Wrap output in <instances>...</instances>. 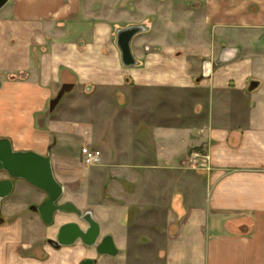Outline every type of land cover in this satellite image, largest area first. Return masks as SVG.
I'll use <instances>...</instances> for the list:
<instances>
[{"label": "crops", "instance_id": "obj_1", "mask_svg": "<svg viewBox=\"0 0 264 264\" xmlns=\"http://www.w3.org/2000/svg\"><path fill=\"white\" fill-rule=\"evenodd\" d=\"M128 1L141 15L123 26L113 0L0 10V140L50 155L54 173L74 164L77 139L100 151L110 230L88 209L120 252L55 246L71 221L55 237L25 227L37 192L18 181L3 203L14 221L0 226V264H264V0ZM129 27L144 29L125 67L116 34ZM82 90L91 118L67 101ZM196 152L204 169L190 165ZM131 236L143 238L139 260L118 259Z\"/></svg>", "mask_w": 264, "mask_h": 264}, {"label": "water", "instance_id": "obj_2", "mask_svg": "<svg viewBox=\"0 0 264 264\" xmlns=\"http://www.w3.org/2000/svg\"><path fill=\"white\" fill-rule=\"evenodd\" d=\"M10 0H0V10ZM143 27H129L117 31V46L122 55L125 67L137 65L132 51L133 38L143 31ZM0 173H6L7 179L0 180V218L3 201L9 198L14 190L16 180H22L46 194L47 199L36 209L46 226H53L58 213L76 215L87 225L84 230L77 223L63 225L58 232L55 246L70 247L77 242L94 248L98 256H118L113 237L101 238V227L92 211L85 213L73 203L61 204L64 188L57 180L50 155L15 151L9 139L0 140ZM1 221V219H0ZM82 264H95L94 260H86Z\"/></svg>", "mask_w": 264, "mask_h": 264}, {"label": "rangeland", "instance_id": "obj_3", "mask_svg": "<svg viewBox=\"0 0 264 264\" xmlns=\"http://www.w3.org/2000/svg\"><path fill=\"white\" fill-rule=\"evenodd\" d=\"M115 5H118L120 8L116 11L117 19L115 21V25H121L123 26L127 21L128 18L132 19H139V15H141L140 11L136 9L135 7H131L129 5L128 0H113ZM100 4H107V0H100ZM131 22V20H130ZM182 51L178 52L181 53ZM85 90H82L81 95L78 96H70L68 97L67 101L68 104H76L80 107V111L82 114L84 113V117L91 118V106H92V99L90 97H87ZM67 105H65L66 107ZM62 111L68 112L66 108L62 109ZM72 115L77 117L78 115L75 114L77 110H72ZM79 112V113H81ZM71 115V116H72ZM76 126V125H75ZM75 147H73L70 151L72 155L75 156V162L74 164L69 168L66 167V165L57 167V172H55V175H57L63 180V183H65L67 187V195L71 197H64L60 201L61 204L68 203L67 201L71 198L73 204L78 205L77 207L81 210V212L85 213L87 211H90L88 208H92L97 212V216L101 219V222L103 223L104 232H107L110 230V222L108 221L107 216V210H108V177H107V171H102L100 168V164L98 166H88L84 164L82 160V149L84 147H91L93 149V146L90 145L89 142L84 141L81 139H77L74 141ZM64 152V151H63ZM69 153V152H67ZM8 175L6 173H0V180L7 179ZM18 181L22 180H16L14 182L15 187L17 185ZM83 181V182H82ZM32 186V185H31ZM32 190L36 191V195L32 196V198H29V196L25 198V201H28V204L23 205V211L21 216L25 219V227L28 225H32L33 228L37 230H43L46 235L52 234L53 237H55V232L58 230L59 226L62 225L64 222L71 221L70 223H77L79 224L83 229L87 228V225L84 224L79 217L72 214H62L58 213L55 219V223L53 226H46L42 219L40 218L38 212L36 209L43 203L46 196L45 193L37 191L38 189L35 187H31ZM32 191V192H33ZM40 192V193H38ZM42 194V195H41ZM11 197V196H10ZM9 197V198H10ZM3 201V203H6L8 201ZM13 201V200H12ZM11 201H9L10 203ZM13 202H11L12 205ZM8 205V203H7ZM3 208V204H2ZM2 208H1V221L0 226L4 227L5 224L12 223L14 220L13 217L8 216L7 219H3L2 216ZM88 209V210H86ZM85 211V212H84ZM93 213V212H92ZM134 223V222H133ZM145 224L140 223V221H136L134 228L140 229L144 228ZM47 232V233H46ZM143 238L138 236H131L129 238V249H125V253L118 259H129V260H139L140 251L138 250L137 244L140 242ZM149 259L155 260V254L154 253H148L147 254ZM96 256V255H95ZM97 257V256H96ZM99 260L101 258H98Z\"/></svg>", "mask_w": 264, "mask_h": 264}, {"label": "built area", "instance_id": "obj_4", "mask_svg": "<svg viewBox=\"0 0 264 264\" xmlns=\"http://www.w3.org/2000/svg\"><path fill=\"white\" fill-rule=\"evenodd\" d=\"M207 159V156L203 153H193L190 156V165L193 168L204 169V164L207 163ZM82 160L88 166H98L101 163L102 154L100 151L94 150L91 147H84L82 149Z\"/></svg>", "mask_w": 264, "mask_h": 264}, {"label": "flooded vegetation", "instance_id": "obj_5", "mask_svg": "<svg viewBox=\"0 0 264 264\" xmlns=\"http://www.w3.org/2000/svg\"><path fill=\"white\" fill-rule=\"evenodd\" d=\"M46 199H47V198H46ZM46 199H45V200H46ZM55 219H56V217H55Z\"/></svg>", "mask_w": 264, "mask_h": 264}]
</instances>
